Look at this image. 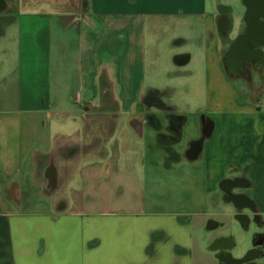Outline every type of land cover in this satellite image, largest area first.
<instances>
[{
    "label": "crops",
    "instance_id": "1",
    "mask_svg": "<svg viewBox=\"0 0 264 264\" xmlns=\"http://www.w3.org/2000/svg\"><path fill=\"white\" fill-rule=\"evenodd\" d=\"M220 9L218 0H0V264H194L200 230L148 211L177 199L172 173L203 171L219 119L232 128L230 145L219 141L237 169L220 191L230 204L222 182L244 180L237 188L250 194L232 193L264 228L262 100L210 98L215 83L231 86L213 80L235 28L217 21ZM198 91L213 115H202L201 136L190 126L197 111L181 112ZM262 236L254 264H264ZM224 239L209 247L217 264L221 251L238 260Z\"/></svg>",
    "mask_w": 264,
    "mask_h": 264
},
{
    "label": "rangeland",
    "instance_id": "2",
    "mask_svg": "<svg viewBox=\"0 0 264 264\" xmlns=\"http://www.w3.org/2000/svg\"><path fill=\"white\" fill-rule=\"evenodd\" d=\"M218 2L220 3L221 9L216 14L217 21H226L227 24L231 17L235 23V28L232 29L230 36H227V40L232 43L242 32V28L244 27L242 18L244 7L242 1L218 0ZM228 9L229 11L232 9V16H230ZM215 68L217 67L215 66ZM219 71L221 74L215 70V76H210V79L213 77V80H215L217 78H221L222 76L229 81L228 83H231V86L222 87L218 84L220 82L215 83L211 86L210 98H213L214 100H216V98L229 100L231 103H235V101H238L237 98L244 97L251 101L253 106L257 107L260 103V100H262L264 105V79H260L261 83H258L255 78L256 73H259L264 77V68H262L260 71H250V77H247L246 79L243 77H232L228 74L225 67L223 66L222 70ZM180 96L181 95H179L177 98L179 99ZM195 97L197 98L195 105L192 106V104H189L186 106L184 104V108L181 110V112L185 114H191L197 111V114L200 115V118L203 114L213 117V115H210V113L206 111L205 107L203 106L204 103L199 100L200 91L194 93L193 98ZM222 121L223 120L220 119L214 121L217 123L218 129L214 133L215 138L212 142L210 141L211 143L214 142V146L209 150V157L207 158V149H205L197 162L199 163V166L203 164V171H191L193 168L187 166L184 167L186 168L184 171L172 173L175 179H177L180 183L175 191L177 199L175 201H165L167 204H163L161 206L156 205L154 209H150L148 211L149 213L177 214L181 218V224L184 225V229L188 234L192 229L194 233L197 230H200L201 235L200 237L198 236L199 246L197 248L196 254L194 255V264L218 263L217 260L215 261L213 256L214 252L209 251L210 245L217 238L232 239V242H234V247L230 249L229 252L232 257L236 259L243 258V256H245L251 250H258L260 252L262 251V244H256V240L258 236H260L263 240L262 234L264 233V228L259 227L253 217L250 219L249 214L246 216L249 219V225L245 226L237 215L239 211H244L242 212L244 215L246 212H250L245 209H238L232 202L230 204L226 203L220 191L218 183L219 179L229 174H237L236 167L232 165L235 163L232 161L233 158L232 160L229 158V162L226 158L228 156L227 149L230 145V136L228 133L232 128L228 125L222 124ZM202 123V118L199 121L193 120L190 124L192 133L197 134L198 131L199 136H201L203 134ZM196 126L198 127L197 130ZM219 134H221L220 137H218ZM221 139L225 140V143H228V146H224L225 143H220L219 140ZM184 165L191 164L190 162L184 161ZM213 168H215V171H211ZM159 176L164 178V175L161 173ZM235 190H240L250 194V189L245 187L242 189L237 188ZM206 194H208V198H203ZM170 195L171 193L168 194V197H170ZM186 219L190 220L187 225H185V222H187ZM209 221H212L215 226L213 228L206 229L207 223ZM160 229H163V231L165 230V237L167 239L171 238V231L169 230V227H161ZM203 241L204 243L202 244ZM258 258L259 257H256L255 259L257 260Z\"/></svg>",
    "mask_w": 264,
    "mask_h": 264
},
{
    "label": "flooded vegetation",
    "instance_id": "3",
    "mask_svg": "<svg viewBox=\"0 0 264 264\" xmlns=\"http://www.w3.org/2000/svg\"><path fill=\"white\" fill-rule=\"evenodd\" d=\"M243 4V30L233 41L223 56L226 71L232 77H250V71H260L264 68V0H241ZM254 37L251 39V35ZM249 39V40H248ZM243 184L241 180H228L222 182L226 192V199L234 203L238 209L253 208L245 196L233 194L234 188ZM240 221L247 226L249 219L238 213ZM263 240L257 237L256 244ZM228 245L227 240L217 239L214 246L218 249ZM261 254L258 250L249 251L242 259L233 260L225 252H219V264H254L253 260Z\"/></svg>",
    "mask_w": 264,
    "mask_h": 264
},
{
    "label": "water",
    "instance_id": "4",
    "mask_svg": "<svg viewBox=\"0 0 264 264\" xmlns=\"http://www.w3.org/2000/svg\"><path fill=\"white\" fill-rule=\"evenodd\" d=\"M252 38H255V37H254V33H252V35H251V39H252ZM248 40H249V39H248Z\"/></svg>",
    "mask_w": 264,
    "mask_h": 264
},
{
    "label": "trees",
    "instance_id": "5",
    "mask_svg": "<svg viewBox=\"0 0 264 264\" xmlns=\"http://www.w3.org/2000/svg\"><path fill=\"white\" fill-rule=\"evenodd\" d=\"M241 182H242L243 184H246V182H245L244 180H241Z\"/></svg>",
    "mask_w": 264,
    "mask_h": 264
}]
</instances>
